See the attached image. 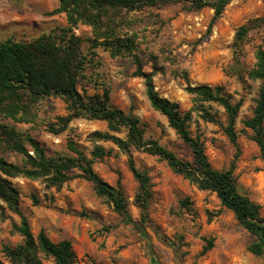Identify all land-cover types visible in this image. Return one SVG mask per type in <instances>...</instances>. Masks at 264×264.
I'll return each instance as SVG.
<instances>
[{"label": "rangeland", "instance_id": "rangeland-1", "mask_svg": "<svg viewBox=\"0 0 264 264\" xmlns=\"http://www.w3.org/2000/svg\"><path fill=\"white\" fill-rule=\"evenodd\" d=\"M56 5L57 0H0V39L28 41L67 26L63 13H52ZM121 15L119 24L136 33L135 53L142 69L150 71L153 64L158 68L152 77L154 89L159 96L177 103L181 112L192 105L184 74L191 85L219 84L232 101L241 99L234 123L236 144L225 133L226 115L220 106L211 108L217 112V121L192 118L188 128L191 135H198L213 168L225 169L234 161L238 191L258 203L264 215V160L252 130L243 124L252 115L259 85L244 70L251 67L254 50L264 47V21L245 37L238 65L231 51L237 27L264 15V0H230L213 21L209 6L188 10L180 1L122 10ZM73 32L81 38L80 51L87 57L77 80L78 91L89 96L107 90L108 103L136 116L145 138L192 161L188 144L168 125L165 115L151 107L143 78L133 75L132 57L113 56L105 46H93V32L87 24L79 23ZM67 113L62 98L49 96L34 105L30 121L15 122L0 115V122L33 137L47 155L69 153L68 140L88 156L94 143L102 146L107 152L94 158L92 167L109 184H119L131 221L96 195L92 183L82 177L66 180L58 190L45 188L39 179L10 177L33 235L44 228L53 242L69 240L74 252L71 264H264V252L254 255L246 249L253 235L221 204L214 191L199 189L157 155L130 148L134 165L147 172L150 182L147 219L141 221L140 208L133 201L138 182L129 169L128 155L109 140L93 142L89 137L94 130H108L106 121L78 116L60 132L49 131V124ZM113 133L125 136L123 128ZM26 148L31 150L29 144ZM0 153L8 161H23L18 151L1 148ZM18 222L19 216L9 210L0 216V258L6 264L11 263L1 248L22 241L11 229L12 223ZM42 264L55 263L42 255Z\"/></svg>", "mask_w": 264, "mask_h": 264}, {"label": "trees", "instance_id": "trees-1", "mask_svg": "<svg viewBox=\"0 0 264 264\" xmlns=\"http://www.w3.org/2000/svg\"><path fill=\"white\" fill-rule=\"evenodd\" d=\"M168 1H180L188 10L209 6L213 9V21L230 0H57L52 13H63L67 26L59 27L54 33H41L28 41L10 37L0 39V115L15 122L30 121L34 115L33 107L38 101L58 96L66 103L68 113L57 116L56 122L49 124V131L60 132L73 117L78 116L106 121L108 130H94L89 133V137L93 142L109 140L128 155L129 169L138 182L133 201L140 208L141 221L147 219L150 182L147 172L134 165L130 148L157 155L166 160L174 172L187 178L199 189L214 191L221 204L229 208L237 221L253 235L246 249L254 255H260L264 252V215L260 213V205L238 191L233 175L234 161L225 169L213 168L198 135H191L188 128V121L192 118L217 121V112L211 108L220 106L226 115L225 133L236 144L234 123L241 99L232 101L219 84L191 85L184 74L187 82L185 91L191 95L192 105L181 112L177 103L159 96L154 89L152 77L158 68L153 64L150 71L142 69L141 60L135 53L136 33L119 24L122 10L140 9ZM263 21L264 15L250 18L237 27L231 42L235 65L240 62L243 41L248 32ZM79 23L91 27L93 46L103 45L113 56L127 54L132 57L133 75L143 78L145 94L151 107L165 115L168 125L188 144L193 155L192 161L183 160L156 140L145 138L136 116L108 103L107 90L89 96L78 91L77 80L87 60L80 51L81 38L73 32ZM253 57L251 67L244 72L249 79L259 81V85L252 115L244 119L243 124L252 130V138L264 160V47H257ZM122 128L125 130L124 137L113 133ZM26 144H29L32 153H29ZM1 148L23 154L22 163L17 164L6 160L0 153V201L3 203L0 216L3 218L6 210L16 213L19 222L12 223L11 229L22 237V241L15 246L2 245V252L11 264H42V255L51 257L55 264H71L74 252L69 240L53 242L44 228L33 235L27 217L19 208L18 189L10 177L39 179L45 188L56 190L66 180L74 176L82 177L92 183L96 195L103 197L128 222L131 221L119 184H109L92 167L94 158L107 152L102 146L94 143L88 156L73 140H68L69 153L47 155L33 137L6 122H0ZM74 169L80 172L74 174ZM0 264L6 263L0 258Z\"/></svg>", "mask_w": 264, "mask_h": 264}, {"label": "built area", "instance_id": "built-area-1", "mask_svg": "<svg viewBox=\"0 0 264 264\" xmlns=\"http://www.w3.org/2000/svg\"><path fill=\"white\" fill-rule=\"evenodd\" d=\"M30 153H32V150H29Z\"/></svg>", "mask_w": 264, "mask_h": 264}]
</instances>
